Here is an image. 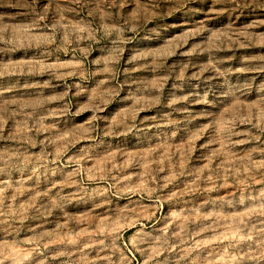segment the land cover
Here are the masks:
<instances>
[{
  "label": "rangeland",
  "instance_id": "1",
  "mask_svg": "<svg viewBox=\"0 0 264 264\" xmlns=\"http://www.w3.org/2000/svg\"><path fill=\"white\" fill-rule=\"evenodd\" d=\"M0 264H264V0H0Z\"/></svg>",
  "mask_w": 264,
  "mask_h": 264
}]
</instances>
